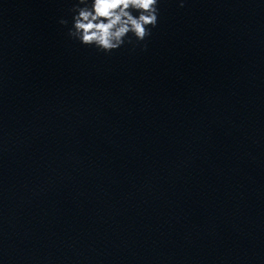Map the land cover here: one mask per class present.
<instances>
[{
    "label": "clouds",
    "instance_id": "obj_1",
    "mask_svg": "<svg viewBox=\"0 0 264 264\" xmlns=\"http://www.w3.org/2000/svg\"><path fill=\"white\" fill-rule=\"evenodd\" d=\"M160 0H76L68 36L110 53L125 44L145 41L158 25ZM183 7V2H181ZM67 26V19L58 21Z\"/></svg>",
    "mask_w": 264,
    "mask_h": 264
}]
</instances>
